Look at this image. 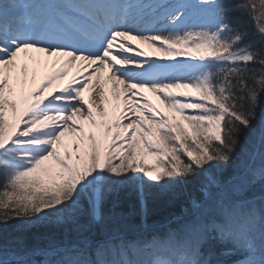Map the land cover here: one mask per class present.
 Returning <instances> with one entry per match:
<instances>
[{
	"label": "snow or ice",
	"instance_id": "obj_1",
	"mask_svg": "<svg viewBox=\"0 0 264 264\" xmlns=\"http://www.w3.org/2000/svg\"><path fill=\"white\" fill-rule=\"evenodd\" d=\"M262 96L264 0H0V225L51 229L0 264H264ZM152 189L178 227L126 220Z\"/></svg>",
	"mask_w": 264,
	"mask_h": 264
},
{
	"label": "trees",
	"instance_id": "obj_2",
	"mask_svg": "<svg viewBox=\"0 0 264 264\" xmlns=\"http://www.w3.org/2000/svg\"><path fill=\"white\" fill-rule=\"evenodd\" d=\"M259 114L261 118H264V96L261 97V106L259 108ZM260 122H257L256 129L244 137H242L241 148L237 153V159H242L244 149L248 148L251 143L255 140L256 132L259 130ZM256 196L264 195L261 188L257 185L253 190ZM148 212L145 216L142 212L137 197L133 194L124 199L121 211L125 216L126 220L132 224L133 228L150 227L151 229L163 233L170 228H176L182 219L177 221H171L174 216L182 215L184 210L190 207L185 198L175 200L171 204L167 202V198L161 196L156 189L151 190V194L146 200ZM169 225L162 226L167 222ZM50 226L37 225L26 227L24 221L13 220L7 224L0 225V240L6 245L14 240L17 236L31 237L33 235L48 234L50 233ZM97 237L99 233H96ZM226 247H230L228 244L221 243L217 240L210 239L204 246L203 251L205 253H211L214 261H221L222 264H230L231 260L237 257H225L221 258L222 255L218 254L219 251H223ZM218 257L219 259L215 258ZM39 259V258H38Z\"/></svg>",
	"mask_w": 264,
	"mask_h": 264
},
{
	"label": "rangeland",
	"instance_id": "obj_3",
	"mask_svg": "<svg viewBox=\"0 0 264 264\" xmlns=\"http://www.w3.org/2000/svg\"><path fill=\"white\" fill-rule=\"evenodd\" d=\"M55 6V5H54ZM140 47H142L145 51L149 52L150 54L152 53V50L147 48V46L144 47V45H141ZM153 58H156V57H153ZM177 59H186V58H181V57H178ZM161 63H172L171 61H161ZM148 96L150 99L153 100L154 103H157L158 104V101L156 100V98L154 96H152V94L148 93ZM191 212V209H188L187 212L184 214V218H186L187 214H189ZM182 219V220H183ZM183 222V221H182ZM206 244V243H205ZM204 246V245H203ZM222 253V250L218 252V254H221ZM217 259H219L218 257H215ZM222 259L224 258L225 259V256H222L221 257ZM228 258V257H227Z\"/></svg>",
	"mask_w": 264,
	"mask_h": 264
},
{
	"label": "bare ground",
	"instance_id": "obj_4",
	"mask_svg": "<svg viewBox=\"0 0 264 264\" xmlns=\"http://www.w3.org/2000/svg\"><path fill=\"white\" fill-rule=\"evenodd\" d=\"M144 47H145V45H144Z\"/></svg>",
	"mask_w": 264,
	"mask_h": 264
}]
</instances>
